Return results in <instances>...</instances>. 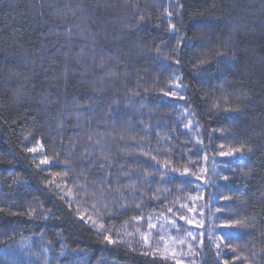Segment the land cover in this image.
I'll list each match as a JSON object with an SVG mask.
<instances>
[{
	"label": "trees",
	"instance_id": "16d2710c",
	"mask_svg": "<svg viewBox=\"0 0 264 264\" xmlns=\"http://www.w3.org/2000/svg\"><path fill=\"white\" fill-rule=\"evenodd\" d=\"M0 264H264V0H0Z\"/></svg>",
	"mask_w": 264,
	"mask_h": 264
},
{
	"label": "rangeland",
	"instance_id": "374dc122",
	"mask_svg": "<svg viewBox=\"0 0 264 264\" xmlns=\"http://www.w3.org/2000/svg\"><path fill=\"white\" fill-rule=\"evenodd\" d=\"M192 224L189 225L188 227V230L193 234L194 233V230L190 227ZM144 226V225H142ZM151 226V224H150ZM146 227V229L144 230V232H141L139 233V235H137L136 239L138 242H142V243H145V244H153L154 242H158V238H160V245H163L166 247V250L167 253H173V251L176 249V247H179L181 246V244H173L172 241H169V237H159L158 235L155 234V229H156V225L152 224V226L149 228L148 226H144ZM140 230V229H139ZM138 231V230H136ZM186 245H187V242H186ZM187 252V250L185 251ZM181 255H179L178 258H181Z\"/></svg>",
	"mask_w": 264,
	"mask_h": 264
},
{
	"label": "snow or ice",
	"instance_id": "6c2138e0",
	"mask_svg": "<svg viewBox=\"0 0 264 264\" xmlns=\"http://www.w3.org/2000/svg\"><path fill=\"white\" fill-rule=\"evenodd\" d=\"M240 150H242V149H240ZM29 151H35V149H29ZM248 151H251V148H249ZM41 163H45V164H47L48 161H47V159H44V160L41 161ZM189 234H190V233H189Z\"/></svg>",
	"mask_w": 264,
	"mask_h": 264
}]
</instances>
